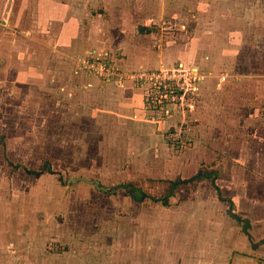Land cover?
I'll return each instance as SVG.
<instances>
[{
  "label": "rangeland",
  "instance_id": "obj_1",
  "mask_svg": "<svg viewBox=\"0 0 264 264\" xmlns=\"http://www.w3.org/2000/svg\"><path fill=\"white\" fill-rule=\"evenodd\" d=\"M63 29L77 40L59 42ZM86 50L120 67L183 63L207 76L192 107L148 124L156 137L141 125L109 129L79 110L81 91L60 89L80 72L71 57ZM173 125L182 137L170 144L163 131ZM198 170L214 171L223 199L203 179L180 185L167 205L156 200ZM123 183L147 197L133 199ZM2 226L38 228L51 241L65 232L59 248L142 242L157 264L167 255L190 264L203 241L245 243L234 255L264 261V0H0Z\"/></svg>",
  "mask_w": 264,
  "mask_h": 264
},
{
  "label": "crops",
  "instance_id": "obj_2",
  "mask_svg": "<svg viewBox=\"0 0 264 264\" xmlns=\"http://www.w3.org/2000/svg\"><path fill=\"white\" fill-rule=\"evenodd\" d=\"M67 3L60 2V6L64 8H59L60 11L56 15V19H66ZM63 25H65V22ZM67 33L64 29L60 30L57 40L62 42L69 38V35L70 38H77V32ZM53 45L54 43H51L48 50H54L55 47ZM84 53L72 56L73 63H75L74 60L77 57L100 54L98 50H86ZM30 58L29 66L32 69L31 73L34 75V70H38L35 62L39 58L36 55H31ZM121 68L124 70H134L144 68V65L137 64L134 68L121 66ZM77 72L75 75L72 74L75 81L69 86V90L64 86H61L60 89L65 94L67 93L68 96L76 94L77 91L82 92L83 95L80 96L76 103L79 105V110H87L88 118L92 121V124H98L99 120L107 121L109 129H113L117 125H141L151 136L156 137V130L148 124L153 123L156 126H160V124H156L145 115L143 92L140 87L129 81L117 83L112 80H103L79 69H77ZM31 81L35 82L34 80ZM82 113L80 112V115ZM2 227L0 233L3 232L1 238L4 241H0V264H157L154 258L147 257L146 246L142 242L132 243L128 241L117 243L113 241L80 240L73 243L70 242V246L66 248L62 246L60 249L59 241L61 245H65L66 243L64 241L66 238L65 232L60 234V236H64V239L61 236L59 241H51L53 239L43 240L41 236L39 237L40 230L38 228L32 230L24 229L17 233V229L15 230V228ZM43 229H47L46 232L49 230L48 227ZM5 230H7L6 234ZM7 238H10V240L6 241ZM248 240L251 243L249 238ZM197 244L196 246L193 244L190 250L191 248H201L202 251H190V264H264V261H260L252 255H245L244 253L234 255L233 251L244 249L245 243L240 244L239 247L233 245L229 249L226 248L230 245L229 243H223L224 245L222 246L219 241L215 242L214 245L206 241H203V243L198 242ZM211 246L214 248H211ZM134 249H137V251ZM163 259L169 261L167 264H172L176 260L174 256L169 255Z\"/></svg>",
  "mask_w": 264,
  "mask_h": 264
},
{
  "label": "built area",
  "instance_id": "obj_3",
  "mask_svg": "<svg viewBox=\"0 0 264 264\" xmlns=\"http://www.w3.org/2000/svg\"><path fill=\"white\" fill-rule=\"evenodd\" d=\"M74 61L79 70L100 79L117 83L129 81L140 87L145 115L156 123L172 118L176 107H192L207 76L199 68L183 63L155 69L124 70L101 54L77 57ZM163 136L170 144L178 143L181 141L182 131L172 126L163 131Z\"/></svg>",
  "mask_w": 264,
  "mask_h": 264
},
{
  "label": "trees",
  "instance_id": "obj_4",
  "mask_svg": "<svg viewBox=\"0 0 264 264\" xmlns=\"http://www.w3.org/2000/svg\"><path fill=\"white\" fill-rule=\"evenodd\" d=\"M28 173H35L38 174L40 171L39 170H26ZM215 175H214V171L212 170H198L193 176L186 178V179H175V180H171L169 189L167 190V192L165 193V195H163L162 197L156 199L161 201L162 205H167L168 204V198L172 195L173 191L175 189H177L180 185H185V184H190L193 182H197V181H201L203 179H207L211 182V184L214 186V188L217 190L218 195H219V188L216 186L215 184ZM117 187L123 188L124 191H126L128 194H130L132 196L133 199L137 200V201H142L146 196V194L144 192H140L139 196H137L134 192H132V186L130 183H123V184H119ZM110 193H113V190H109ZM220 199H223L222 197H220Z\"/></svg>",
  "mask_w": 264,
  "mask_h": 264
},
{
  "label": "flooded vegetation",
  "instance_id": "obj_5",
  "mask_svg": "<svg viewBox=\"0 0 264 264\" xmlns=\"http://www.w3.org/2000/svg\"><path fill=\"white\" fill-rule=\"evenodd\" d=\"M231 216H233L236 220H240L241 218H239V217H237V216H234L233 214L231 215ZM244 233H246L247 234V236H248V238L251 240V236L248 234V231L247 230H244ZM264 241V240H263Z\"/></svg>",
  "mask_w": 264,
  "mask_h": 264
}]
</instances>
